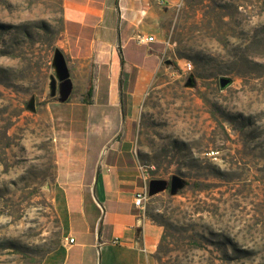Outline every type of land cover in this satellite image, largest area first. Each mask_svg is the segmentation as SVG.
<instances>
[{"label":"rangeland","instance_id":"1","mask_svg":"<svg viewBox=\"0 0 264 264\" xmlns=\"http://www.w3.org/2000/svg\"><path fill=\"white\" fill-rule=\"evenodd\" d=\"M165 4L146 49L155 56L122 74L126 112L115 133L146 181L184 180L145 203L162 229L153 258L264 264V0ZM63 24L62 0H0V264H43L61 243L53 190L62 142L91 135L95 147L107 135L99 111L76 105L91 80L58 101ZM221 76L232 79L223 89Z\"/></svg>","mask_w":264,"mask_h":264},{"label":"crops","instance_id":"2","mask_svg":"<svg viewBox=\"0 0 264 264\" xmlns=\"http://www.w3.org/2000/svg\"><path fill=\"white\" fill-rule=\"evenodd\" d=\"M166 1L172 0H62V52L72 81L70 96L77 81L81 86V81L91 80L90 97L88 86L80 88L76 105L99 111L105 120L103 130L98 126L97 131L107 135L95 147L91 135L74 139L75 163L73 139L62 142L66 146L58 156L53 190L62 241L45 255L43 264H156L153 252L162 229L133 205L145 176L115 133L125 117L122 74L127 66L155 56L146 52L151 42L141 43L138 37L160 32Z\"/></svg>","mask_w":264,"mask_h":264},{"label":"water","instance_id":"3","mask_svg":"<svg viewBox=\"0 0 264 264\" xmlns=\"http://www.w3.org/2000/svg\"><path fill=\"white\" fill-rule=\"evenodd\" d=\"M53 66L55 69L58 82V100L65 102L72 91V81L69 76V69L64 53L59 48L54 50ZM232 79L227 76L219 78L220 88L223 89L231 83ZM188 83L191 84V77L188 78ZM56 93V79L51 80V95ZM34 97H31L28 108L33 109ZM184 185V180L179 176H172L170 181L166 179L153 178L148 181V194L154 195L162 190L169 189L171 194L176 193Z\"/></svg>","mask_w":264,"mask_h":264},{"label":"built area","instance_id":"4","mask_svg":"<svg viewBox=\"0 0 264 264\" xmlns=\"http://www.w3.org/2000/svg\"><path fill=\"white\" fill-rule=\"evenodd\" d=\"M160 3H163V0H159ZM138 41L141 43H148L154 41L153 35L149 36H139ZM182 69L183 70H191L192 69V63L188 60H184L182 62ZM213 153V152H211ZM150 197L148 194V181H146V177L144 179L143 185L135 192L133 196V205L139 210L141 215L145 214V203L147 199ZM73 238L69 239V242H72Z\"/></svg>","mask_w":264,"mask_h":264},{"label":"trees","instance_id":"5","mask_svg":"<svg viewBox=\"0 0 264 264\" xmlns=\"http://www.w3.org/2000/svg\"><path fill=\"white\" fill-rule=\"evenodd\" d=\"M120 85H121V87L123 86V82L122 81H120ZM91 90H92V88L89 85L88 88H87V91H86V97H90ZM121 109H122V116H125V112H126V110H125V97H124L123 93L121 95Z\"/></svg>","mask_w":264,"mask_h":264}]
</instances>
